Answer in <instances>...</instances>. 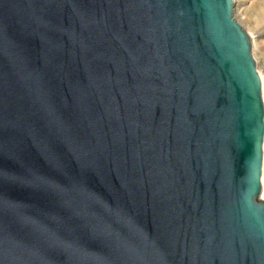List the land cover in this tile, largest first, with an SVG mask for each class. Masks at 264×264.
<instances>
[{
  "label": "water",
  "instance_id": "1",
  "mask_svg": "<svg viewBox=\"0 0 264 264\" xmlns=\"http://www.w3.org/2000/svg\"><path fill=\"white\" fill-rule=\"evenodd\" d=\"M236 0H0V264H264V97Z\"/></svg>",
  "mask_w": 264,
  "mask_h": 264
},
{
  "label": "rangeland",
  "instance_id": "2",
  "mask_svg": "<svg viewBox=\"0 0 264 264\" xmlns=\"http://www.w3.org/2000/svg\"><path fill=\"white\" fill-rule=\"evenodd\" d=\"M247 5L248 10L245 16H242L246 25L243 24L242 20L236 18L242 23L250 36L254 35L256 40V47L253 46L255 55L259 62V69L264 72V0H249Z\"/></svg>",
  "mask_w": 264,
  "mask_h": 264
},
{
  "label": "bare ground",
  "instance_id": "3",
  "mask_svg": "<svg viewBox=\"0 0 264 264\" xmlns=\"http://www.w3.org/2000/svg\"><path fill=\"white\" fill-rule=\"evenodd\" d=\"M236 2H237L236 17L239 20L243 21L242 16H245L246 11L248 10V5L247 4H248L249 0H236ZM243 24L246 25V22L243 21ZM251 39H252V42H253V46L256 47V40H255V37H254L253 34L251 35ZM258 64H259V62H258ZM260 74H261L262 81H263V97H264V72L262 70H260ZM259 199L261 201H264V158H263V194L260 196Z\"/></svg>",
  "mask_w": 264,
  "mask_h": 264
}]
</instances>
